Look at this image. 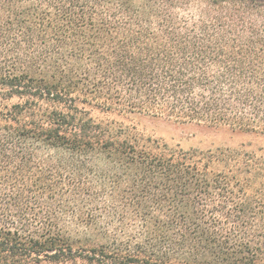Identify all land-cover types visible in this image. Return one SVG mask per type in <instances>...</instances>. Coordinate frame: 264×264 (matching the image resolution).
Returning a JSON list of instances; mask_svg holds the SVG:
<instances>
[{
    "label": "trees",
    "instance_id": "trees-1",
    "mask_svg": "<svg viewBox=\"0 0 264 264\" xmlns=\"http://www.w3.org/2000/svg\"><path fill=\"white\" fill-rule=\"evenodd\" d=\"M96 113L264 133V0H0V264H264L254 156Z\"/></svg>",
    "mask_w": 264,
    "mask_h": 264
},
{
    "label": "rangeland",
    "instance_id": "rangeland-1",
    "mask_svg": "<svg viewBox=\"0 0 264 264\" xmlns=\"http://www.w3.org/2000/svg\"><path fill=\"white\" fill-rule=\"evenodd\" d=\"M102 120L122 124L131 132L152 137L172 148L184 151L229 149L232 152L248 153L256 158L255 166L261 171L254 182L257 190L264 191V133L232 132L225 129H205L192 125H178L164 120H156L140 114H100Z\"/></svg>",
    "mask_w": 264,
    "mask_h": 264
}]
</instances>
